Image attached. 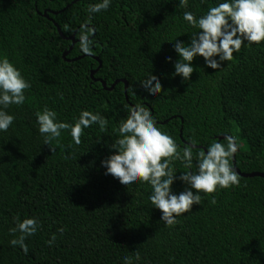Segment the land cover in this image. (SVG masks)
Instances as JSON below:
<instances>
[{
    "label": "trees",
    "instance_id": "16d2710c",
    "mask_svg": "<svg viewBox=\"0 0 264 264\" xmlns=\"http://www.w3.org/2000/svg\"><path fill=\"white\" fill-rule=\"evenodd\" d=\"M95 2L0 0V55L30 84L24 103L5 109L15 119L0 132V264H123L125 256L132 264H264L263 178L239 176L236 186L202 193L200 205L166 227L147 182L126 188L101 166L114 151L120 121L140 104L166 122L157 125L178 151L195 142L193 171L197 153L229 135L238 144V169L264 174V42L242 44L217 70L198 56L185 81L174 75L173 41L188 43L199 29L182 14L199 17L222 0H186V7L178 0H112L89 17ZM82 24L95 29L88 54L78 44ZM69 50L67 60L84 58L67 62ZM95 58L102 67L94 78L107 88L118 81L113 91L91 78ZM150 73L162 84L157 97L140 86ZM44 107L69 125L81 110L100 113L107 125L83 129L79 145L62 130L52 152L36 123ZM171 166L178 176L188 171L180 160ZM185 187L176 180L172 191ZM31 217L39 226L25 238V251L10 244L19 235L10 230Z\"/></svg>",
    "mask_w": 264,
    "mask_h": 264
},
{
    "label": "clouds",
    "instance_id": "9594fccd",
    "mask_svg": "<svg viewBox=\"0 0 264 264\" xmlns=\"http://www.w3.org/2000/svg\"><path fill=\"white\" fill-rule=\"evenodd\" d=\"M112 0H96L89 4L91 15L107 10ZM179 7H186V0H178ZM183 20L199 29L191 34L188 43L175 39L173 51L178 55L174 62V75L187 81L194 72L192 62L196 57L204 59L205 66L217 70L224 62L233 59L242 44L264 42V0H222L207 12L196 17L191 11L183 12ZM95 29L82 24L77 33L78 44L82 53H90L95 46ZM171 62L172 58H167ZM143 92L151 97L162 93L160 80L152 73L140 82ZM30 87L20 70L3 55H0V132L7 131L15 117L5 109L10 104L20 105L25 101V90ZM38 132L44 145L56 151L51 141L61 136L62 130L70 129L73 143L80 144L83 129L98 125L104 131L107 120L100 113L81 110L72 125L57 119V113L47 107L35 113ZM119 138L109 148L114 150L101 166L105 175H111L128 188L138 182H147L151 186L148 196L153 208L160 210V221L167 226L178 223L181 214L191 211L193 205L201 204V194L213 193L217 188H228L239 184V176L230 161L237 151L238 144L233 136H225L224 141H213L206 150L196 155L193 171V147L186 145L182 153L177 144L166 132H162L155 117L143 105L137 104L128 109L127 115L119 123ZM180 160L188 171L178 176L171 166L172 161ZM181 181L186 187L175 194L172 191L174 181ZM36 218H25L10 231L19 235L11 239V245H19L27 250L25 238L34 234L38 228ZM62 231V229H61ZM137 259L139 256L137 254ZM123 264H132V258L125 256Z\"/></svg>",
    "mask_w": 264,
    "mask_h": 264
},
{
    "label": "water",
    "instance_id": "95a60500",
    "mask_svg": "<svg viewBox=\"0 0 264 264\" xmlns=\"http://www.w3.org/2000/svg\"><path fill=\"white\" fill-rule=\"evenodd\" d=\"M44 16L45 17H48L46 14H44ZM56 27H58V26H56ZM59 29V28H58ZM60 31V30H59ZM70 40H72L73 41V44H75V41H74V37H72V38H70ZM72 48H70V50H71ZM70 50L68 51V52H65L64 54H63V58L67 61V62H74V61H77V60H80V59H82V58H84V56H81V57H79V58H76V59H74V60H67V56H68V54L70 53ZM95 60L96 61H98L99 62V67L96 69V70H93L92 72H91V78L95 81V82H101L102 84H103V87H104V89H106V90H108V91H113V89L115 88V86H116V84L118 83V81L117 82H115L111 87H109V88H107V84H106V82L105 81H102V80H99V79H96V78H94V76H95V74L98 72V70L102 67V62L99 60V58H95ZM125 95H126V98H127V100L129 99L128 98V84L125 82ZM134 107V106H133ZM164 123H166V122H163V123H160V122H158L157 124H164ZM225 136H229V135H224V136H220V137H218L219 138V141H221V140H224V137ZM181 137H183V131L181 130ZM193 148H197L196 146H194ZM200 149H204V148H202V147H199ZM205 150V149H204ZM237 152V151H236ZM232 167H234L235 168V170H236V172H237V174H238V176H241V177H244V178H253V177H260V178H263L264 179V174L263 173H259V172H255V173H249V174H245V173H242L239 169H238V167H237V164H236V153L234 154V156H233V166Z\"/></svg>",
    "mask_w": 264,
    "mask_h": 264
}]
</instances>
